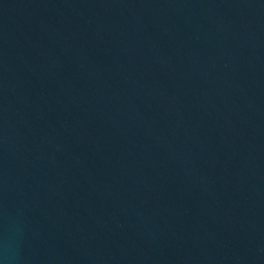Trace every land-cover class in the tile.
I'll use <instances>...</instances> for the list:
<instances>
[{
	"label": "water",
	"instance_id": "95a60500",
	"mask_svg": "<svg viewBox=\"0 0 264 264\" xmlns=\"http://www.w3.org/2000/svg\"><path fill=\"white\" fill-rule=\"evenodd\" d=\"M0 264H264V0H0Z\"/></svg>",
	"mask_w": 264,
	"mask_h": 264
}]
</instances>
